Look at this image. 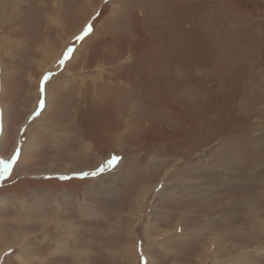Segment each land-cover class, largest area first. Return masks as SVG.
Masks as SVG:
<instances>
[{"label": "rangeland", "instance_id": "374dc122", "mask_svg": "<svg viewBox=\"0 0 264 264\" xmlns=\"http://www.w3.org/2000/svg\"><path fill=\"white\" fill-rule=\"evenodd\" d=\"M0 264H264V0H0Z\"/></svg>", "mask_w": 264, "mask_h": 264}, {"label": "bare ground", "instance_id": "6f19581e", "mask_svg": "<svg viewBox=\"0 0 264 264\" xmlns=\"http://www.w3.org/2000/svg\"><path fill=\"white\" fill-rule=\"evenodd\" d=\"M11 43V42H10ZM44 50V49H43ZM6 75V74H5ZM64 125V124H63ZM65 127V126H64ZM68 129V128H67ZM5 134V133H4ZM4 136V135H3ZM2 140V139H1ZM28 145V144H27ZM25 146V145H24ZM223 158H225V157H223ZM213 159V158H212ZM223 160H225V159H223ZM234 160H236L235 158H234ZM234 163H237V161H233ZM225 163V162H224ZM232 165V164H231ZM233 166V165H232ZM137 171V170H136ZM139 172V171H138ZM138 174V173H137ZM140 175H141V173H140ZM162 182V181H161ZM136 193V192H135ZM145 199V198H144ZM232 200V199H231ZM234 203V202H233ZM232 204V203H231ZM229 208V207H228ZM235 209V208H234ZM230 216V215H229ZM28 220V219H27ZM26 220V221H27ZM176 229V228H175ZM228 235H229V233H228ZM231 236H232V239H233V241H234V238L237 236H235L234 235V233L233 234H231ZM229 238H230V236H229ZM236 240V239H235ZM56 250V249H55ZM61 252V251H60ZM168 257V256H167ZM146 258H148V257H146ZM163 259V258H162ZM170 259V258H169ZM149 260V259H148Z\"/></svg>", "mask_w": 264, "mask_h": 264}, {"label": "snow or ice", "instance_id": "6c2138e0", "mask_svg": "<svg viewBox=\"0 0 264 264\" xmlns=\"http://www.w3.org/2000/svg\"><path fill=\"white\" fill-rule=\"evenodd\" d=\"M113 159H116V158H113ZM7 170H8V165L5 164V166H4V171H7Z\"/></svg>", "mask_w": 264, "mask_h": 264}]
</instances>
